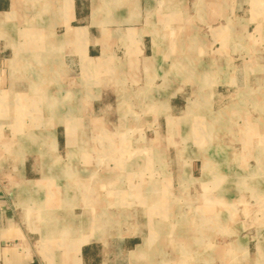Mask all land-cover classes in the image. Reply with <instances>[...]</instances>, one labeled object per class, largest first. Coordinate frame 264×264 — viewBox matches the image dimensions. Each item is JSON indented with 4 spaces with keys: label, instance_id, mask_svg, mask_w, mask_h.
I'll return each mask as SVG.
<instances>
[{
    "label": "crops",
    "instance_id": "crops-1",
    "mask_svg": "<svg viewBox=\"0 0 264 264\" xmlns=\"http://www.w3.org/2000/svg\"><path fill=\"white\" fill-rule=\"evenodd\" d=\"M246 90L264 96V0H0V264H264V235L237 223L183 255L144 217L121 237L82 225L127 181L124 148L175 150L162 134Z\"/></svg>",
    "mask_w": 264,
    "mask_h": 264
},
{
    "label": "rangeland",
    "instance_id": "rangeland-1",
    "mask_svg": "<svg viewBox=\"0 0 264 264\" xmlns=\"http://www.w3.org/2000/svg\"><path fill=\"white\" fill-rule=\"evenodd\" d=\"M247 93L248 90L242 94L239 103H220L218 108L228 117L217 118L216 114L213 118H196L192 126L185 118L179 120V132L161 135L162 142L176 145L175 150L162 149L159 153L148 145L124 148L122 159H129L125 168L127 181L123 188L113 189L111 195L104 192L98 196L101 210L96 216L84 215L82 225L86 228L92 221L90 217H95L92 225L97 229L92 233L121 237L133 231L121 226L130 228L139 217H144L150 226L160 222L162 238L177 239L176 248H171L177 255L184 253L180 240L192 236L200 241L204 237L215 245L222 237H232L236 223L240 224L242 236L251 232L264 235V136L254 135V127L264 124V101L259 100L264 96L250 102ZM236 108L240 117L232 118ZM181 127L184 132H180ZM136 137L142 142L141 136ZM155 175L162 178L160 184L165 192L161 197L151 192L143 195L140 186L149 185L150 189L152 183L147 180ZM170 175L175 183L169 196L168 183L163 180ZM249 225L257 226V230ZM213 248L210 245L209 251ZM200 251L199 246L194 247V252ZM195 257L192 264H202Z\"/></svg>",
    "mask_w": 264,
    "mask_h": 264
},
{
    "label": "bare ground",
    "instance_id": "bare-ground-1",
    "mask_svg": "<svg viewBox=\"0 0 264 264\" xmlns=\"http://www.w3.org/2000/svg\"><path fill=\"white\" fill-rule=\"evenodd\" d=\"M69 204V203H68Z\"/></svg>",
    "mask_w": 264,
    "mask_h": 264
}]
</instances>
